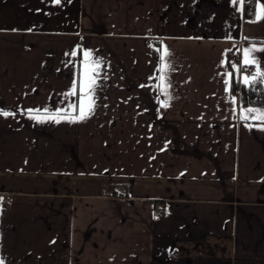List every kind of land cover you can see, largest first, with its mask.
I'll list each match as a JSON object with an SVG mask.
<instances>
[{
	"label": "crops",
	"instance_id": "obj_1",
	"mask_svg": "<svg viewBox=\"0 0 264 264\" xmlns=\"http://www.w3.org/2000/svg\"><path fill=\"white\" fill-rule=\"evenodd\" d=\"M254 19L232 0H0V262L264 264V126L226 75L264 47ZM86 51L92 113L34 119L79 114Z\"/></svg>",
	"mask_w": 264,
	"mask_h": 264
},
{
	"label": "snow or ice",
	"instance_id": "obj_2",
	"mask_svg": "<svg viewBox=\"0 0 264 264\" xmlns=\"http://www.w3.org/2000/svg\"><path fill=\"white\" fill-rule=\"evenodd\" d=\"M53 2L57 5L61 4V0H53ZM233 5H238L239 10L243 11L246 10V6L249 4H255L256 7L253 10V15L255 16V19L251 21L252 23L261 22L264 21V0H232ZM230 38V37H229ZM228 51H231L229 49ZM258 53H264V47H246L243 50V59L241 60L240 64L237 65L233 63L231 66L233 68L234 72H240L243 68H246L248 66H254L256 68V71L251 75H244L240 81V83H243L245 86L252 87L253 85L257 84L259 81L260 83H264V62L261 61ZM70 55L75 56L76 52L70 53ZM91 53L86 51L84 52L85 57V67L86 70L83 74V79L79 82V93H80V101H79V114L73 115L72 112L67 111L63 108L57 109L55 112L49 113V110L47 108L43 109V112L41 113V110H27L29 113H36L33 115L34 119H37L38 121H44V120H53L57 123H59L61 120H69L71 122L75 121H81L86 119L93 111L95 107V101L92 97L91 93L95 90V84L96 79L98 77V73L96 72V68L101 64L100 59H96L94 61H90ZM170 56V52L167 49L166 46L163 48L162 54L159 56L160 64L158 65V71L162 73V75L159 77L161 81V85H158L157 87L160 88L161 92L165 95H168L167 89L171 86V82L168 80V72L171 69V64L168 63V58ZM94 65V66H90ZM228 77L232 76V73L226 74ZM226 84V92L230 90V80H225ZM76 88L77 83L74 81L73 83V89L68 93V95H76ZM170 98V97H169ZM231 100L233 102L236 101V97L232 96ZM163 107H167L168 104L166 101L162 102ZM69 109H74V104L68 105ZM234 114H235V110ZM0 115H3L5 117L14 115L12 112H7L0 110ZM240 119L241 120H258L261 122V125L264 126V108H253V107H242L240 109ZM251 127V125H248ZM3 198L0 197V200ZM2 264V262H0Z\"/></svg>",
	"mask_w": 264,
	"mask_h": 264
},
{
	"label": "trees",
	"instance_id": "obj_3",
	"mask_svg": "<svg viewBox=\"0 0 264 264\" xmlns=\"http://www.w3.org/2000/svg\"><path fill=\"white\" fill-rule=\"evenodd\" d=\"M255 4H249L246 6V10H243L245 19H253V10L255 9ZM232 69V87L238 95L239 104L246 107H258L264 105V83L253 85L252 87L245 86L240 83L241 80L238 79L237 72Z\"/></svg>",
	"mask_w": 264,
	"mask_h": 264
},
{
	"label": "built area",
	"instance_id": "obj_4",
	"mask_svg": "<svg viewBox=\"0 0 264 264\" xmlns=\"http://www.w3.org/2000/svg\"><path fill=\"white\" fill-rule=\"evenodd\" d=\"M241 60H242V58L238 52L231 51L228 53L227 62H228V65L230 67H232L231 65L233 63L239 65ZM255 71H256V68L254 66H248L246 68H243L242 71L237 72L238 79L241 80L244 75L251 76ZM128 187H129L128 183H124L122 186H120L116 191L117 197L118 198H127ZM7 201H8V198H5L4 202L7 203ZM155 214L157 215L158 212H156Z\"/></svg>",
	"mask_w": 264,
	"mask_h": 264
}]
</instances>
